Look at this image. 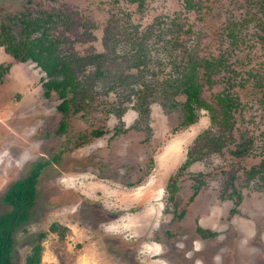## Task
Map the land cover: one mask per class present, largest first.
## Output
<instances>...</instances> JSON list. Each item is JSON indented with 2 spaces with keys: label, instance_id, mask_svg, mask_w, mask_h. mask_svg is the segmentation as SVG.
Wrapping results in <instances>:
<instances>
[{
  "label": "rangeland",
  "instance_id": "1",
  "mask_svg": "<svg viewBox=\"0 0 264 264\" xmlns=\"http://www.w3.org/2000/svg\"><path fill=\"white\" fill-rule=\"evenodd\" d=\"M42 11L79 90L59 132L44 72L0 46V213L10 183L59 154L14 233L12 264L40 232L41 264H264V0H0L15 35V15ZM191 60L210 109L186 124L185 97L166 83ZM225 91L238 101L230 128Z\"/></svg>",
  "mask_w": 264,
  "mask_h": 264
},
{
  "label": "trees",
  "instance_id": "2",
  "mask_svg": "<svg viewBox=\"0 0 264 264\" xmlns=\"http://www.w3.org/2000/svg\"><path fill=\"white\" fill-rule=\"evenodd\" d=\"M138 4H142V0ZM53 13L42 11L39 15H15L20 24V31L15 35L11 25L0 22V46L12 55L16 60L25 62L31 60L44 72L41 84L44 88V95L49 96L52 91L56 92L61 99L58 109L62 116L59 121V132L66 129V119L68 115V103L72 97L68 94L78 92L79 82L75 74L73 60L58 52V39L52 38L49 33L50 24H53ZM223 65V61L214 64ZM206 67L210 68L209 61H205ZM194 61L185 62L174 78L169 79L167 87L173 88L172 94H182L185 99L182 103L184 111V123H192L196 116L195 108L210 106L200 98L201 84L198 81ZM172 80V82H171ZM217 103L220 107L219 116L221 124L225 128H230L233 123L234 111L238 101L235 97L225 91L224 94H217ZM103 130L94 129V135H102ZM219 145L217 138L212 140ZM219 148V147H218ZM59 154H55L50 160H57ZM49 160L37 161L29 172L10 183L2 196V201L7 204L6 211L0 213V264H12L14 252V233L24 222L27 221L31 209L35 206L38 197V181L42 169L50 163ZM190 163L187 160L182 167L185 168ZM169 191H175L176 186L171 178L167 184ZM48 230L57 234L59 239H64L66 227L60 222L53 221L49 224ZM199 230H201L199 228ZM47 232H40L36 237V242L26 253L23 264H41L43 245L42 240Z\"/></svg>",
  "mask_w": 264,
  "mask_h": 264
}]
</instances>
